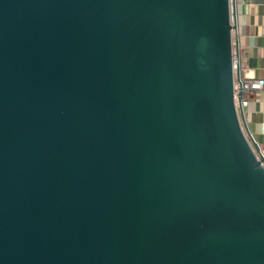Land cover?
I'll use <instances>...</instances> for the list:
<instances>
[{"label": "water", "instance_id": "obj_1", "mask_svg": "<svg viewBox=\"0 0 264 264\" xmlns=\"http://www.w3.org/2000/svg\"><path fill=\"white\" fill-rule=\"evenodd\" d=\"M236 29L233 0H0V264H264Z\"/></svg>", "mask_w": 264, "mask_h": 264}, {"label": "crops", "instance_id": "obj_2", "mask_svg": "<svg viewBox=\"0 0 264 264\" xmlns=\"http://www.w3.org/2000/svg\"><path fill=\"white\" fill-rule=\"evenodd\" d=\"M243 72L264 79V0H233ZM246 123L264 155V87L243 106Z\"/></svg>", "mask_w": 264, "mask_h": 264}, {"label": "built area", "instance_id": "obj_3", "mask_svg": "<svg viewBox=\"0 0 264 264\" xmlns=\"http://www.w3.org/2000/svg\"><path fill=\"white\" fill-rule=\"evenodd\" d=\"M235 33V32H234ZM235 39V38H234ZM234 72L236 75L237 66L240 70V81H237L235 77L234 92L235 100L238 105V100L241 102L242 107L248 105L249 99L259 90L264 87V79H257L250 77L243 72V66L239 54L236 53V47L234 43V55H233Z\"/></svg>", "mask_w": 264, "mask_h": 264}]
</instances>
